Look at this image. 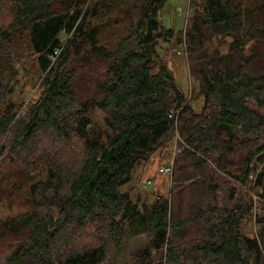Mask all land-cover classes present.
Masks as SVG:
<instances>
[{"label": "trees", "instance_id": "trees-1", "mask_svg": "<svg viewBox=\"0 0 264 264\" xmlns=\"http://www.w3.org/2000/svg\"><path fill=\"white\" fill-rule=\"evenodd\" d=\"M167 1L0 0V156L47 162L31 210L0 223V264H264V0H190L180 32ZM23 37L41 71L27 108L8 101ZM173 42L199 109L161 54ZM171 144L170 194L134 196Z\"/></svg>", "mask_w": 264, "mask_h": 264}, {"label": "rangeland", "instance_id": "rangeland-1", "mask_svg": "<svg viewBox=\"0 0 264 264\" xmlns=\"http://www.w3.org/2000/svg\"><path fill=\"white\" fill-rule=\"evenodd\" d=\"M196 5L202 0H195ZM190 5V0H168L162 11V20L167 28H172L177 32L182 31L188 24L189 16L195 8L194 3ZM118 15V14H114ZM7 15H1L2 22L8 23L10 18ZM20 40L15 52L16 67L19 68L16 77L14 91L8 98V101L22 103L26 106L31 99L38 95L40 86L41 71L32 54L28 41L25 37ZM230 37L216 38L217 48L224 53L226 52ZM219 42H222L219 43ZM249 47L246 52H249ZM161 54L169 61L170 67L173 68L178 84L185 92L186 96L193 99V105L199 109L203 103V98L198 96L199 84L195 77H192L189 62L187 59V50L184 44H164ZM195 99V100H194ZM95 117L100 122H104V115L96 110ZM50 144V143H49ZM54 145V143L52 144ZM60 143L56 148L61 149ZM178 149L174 144L167 148L159 150L151 159L144 170H138V180L134 182V196L138 194L142 200L154 201L158 195H169L171 192V174L161 171L162 167L170 166L174 162L175 154ZM27 160V158H26ZM39 163V162H38ZM26 165L24 162V153L21 157H12L10 155L0 156V223L4 224L7 220L19 216L31 210V198L29 192L30 178L38 172H45L47 162ZM143 173H140V172ZM152 182L148 184V180ZM15 238L9 232L0 227V256L13 245Z\"/></svg>", "mask_w": 264, "mask_h": 264}, {"label": "built area", "instance_id": "built-area-1", "mask_svg": "<svg viewBox=\"0 0 264 264\" xmlns=\"http://www.w3.org/2000/svg\"><path fill=\"white\" fill-rule=\"evenodd\" d=\"M161 171L162 172H165V173H172L173 172V169H172V166H166V167H162L161 168ZM152 182V180H148V184H150Z\"/></svg>", "mask_w": 264, "mask_h": 264}]
</instances>
